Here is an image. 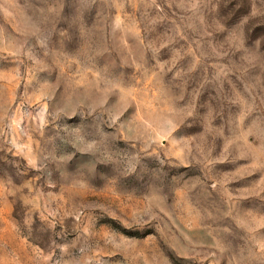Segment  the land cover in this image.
I'll return each mask as SVG.
<instances>
[{
	"label": "rangeland",
	"instance_id": "obj_1",
	"mask_svg": "<svg viewBox=\"0 0 264 264\" xmlns=\"http://www.w3.org/2000/svg\"><path fill=\"white\" fill-rule=\"evenodd\" d=\"M0 264H264V0H0Z\"/></svg>",
	"mask_w": 264,
	"mask_h": 264
}]
</instances>
